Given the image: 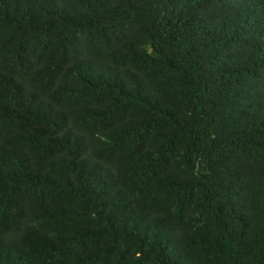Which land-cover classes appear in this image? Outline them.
<instances>
[{
  "label": "trees",
  "instance_id": "1",
  "mask_svg": "<svg viewBox=\"0 0 264 264\" xmlns=\"http://www.w3.org/2000/svg\"><path fill=\"white\" fill-rule=\"evenodd\" d=\"M0 264H264V0H0Z\"/></svg>",
  "mask_w": 264,
  "mask_h": 264
}]
</instances>
